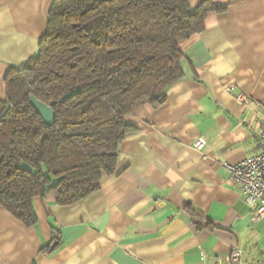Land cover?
I'll list each match as a JSON object with an SVG mask.
<instances>
[{"label": "crops", "instance_id": "0c3cea01", "mask_svg": "<svg viewBox=\"0 0 264 264\" xmlns=\"http://www.w3.org/2000/svg\"><path fill=\"white\" fill-rule=\"evenodd\" d=\"M188 1L226 8L179 44L182 78L161 105L124 117L130 130L97 191L66 205L35 197L33 226L0 207V264H264V217L251 221L223 166L254 154L264 129V0ZM52 2L0 0V100L6 73L36 53Z\"/></svg>", "mask_w": 264, "mask_h": 264}, {"label": "trees", "instance_id": "16d2710c", "mask_svg": "<svg viewBox=\"0 0 264 264\" xmlns=\"http://www.w3.org/2000/svg\"><path fill=\"white\" fill-rule=\"evenodd\" d=\"M226 5L188 0H53L36 53L4 76L0 100V207L25 226L33 199L72 204L115 170L124 117L158 107L183 76L179 44ZM51 106L46 125L29 97ZM198 227H211L194 213Z\"/></svg>", "mask_w": 264, "mask_h": 264}, {"label": "built area", "instance_id": "2783aa9c", "mask_svg": "<svg viewBox=\"0 0 264 264\" xmlns=\"http://www.w3.org/2000/svg\"><path fill=\"white\" fill-rule=\"evenodd\" d=\"M237 98L242 102L248 101L243 93H238ZM259 139V146L254 154L236 163H223L244 195L252 222H257L264 217V129L259 130ZM204 142L203 137H198L194 146L200 148ZM241 255V250L235 249L231 255L232 260L239 261Z\"/></svg>", "mask_w": 264, "mask_h": 264}, {"label": "water", "instance_id": "95a60500", "mask_svg": "<svg viewBox=\"0 0 264 264\" xmlns=\"http://www.w3.org/2000/svg\"><path fill=\"white\" fill-rule=\"evenodd\" d=\"M28 102L35 109V111L39 114L42 121L46 125L52 126L54 124V110L51 106L36 99L33 95L29 97ZM55 245H56V242H53L50 246V249H53Z\"/></svg>", "mask_w": 264, "mask_h": 264}]
</instances>
